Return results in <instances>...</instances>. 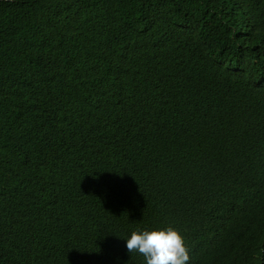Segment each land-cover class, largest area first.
I'll list each match as a JSON object with an SVG mask.
<instances>
[{
  "label": "trees",
  "instance_id": "trees-1",
  "mask_svg": "<svg viewBox=\"0 0 264 264\" xmlns=\"http://www.w3.org/2000/svg\"><path fill=\"white\" fill-rule=\"evenodd\" d=\"M264 264V0H0V264Z\"/></svg>",
  "mask_w": 264,
  "mask_h": 264
},
{
  "label": "clouds",
  "instance_id": "clouds-1",
  "mask_svg": "<svg viewBox=\"0 0 264 264\" xmlns=\"http://www.w3.org/2000/svg\"><path fill=\"white\" fill-rule=\"evenodd\" d=\"M126 241L128 252H138L146 264H188L190 260L184 236L172 226L133 231Z\"/></svg>",
  "mask_w": 264,
  "mask_h": 264
}]
</instances>
